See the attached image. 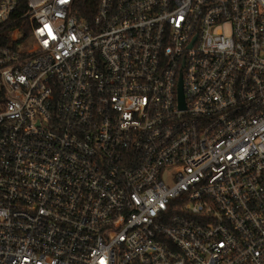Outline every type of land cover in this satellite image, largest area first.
Returning <instances> with one entry per match:
<instances>
[{
  "label": "built area",
  "instance_id": "built-area-1",
  "mask_svg": "<svg viewBox=\"0 0 264 264\" xmlns=\"http://www.w3.org/2000/svg\"><path fill=\"white\" fill-rule=\"evenodd\" d=\"M78 4L0 0V264H264V0Z\"/></svg>",
  "mask_w": 264,
  "mask_h": 264
},
{
  "label": "trees",
  "instance_id": "trees-1",
  "mask_svg": "<svg viewBox=\"0 0 264 264\" xmlns=\"http://www.w3.org/2000/svg\"><path fill=\"white\" fill-rule=\"evenodd\" d=\"M99 0H79L78 13L82 18L91 21L95 15Z\"/></svg>",
  "mask_w": 264,
  "mask_h": 264
},
{
  "label": "water",
  "instance_id": "water-1",
  "mask_svg": "<svg viewBox=\"0 0 264 264\" xmlns=\"http://www.w3.org/2000/svg\"><path fill=\"white\" fill-rule=\"evenodd\" d=\"M180 107L181 108H184L185 107V104H184V94H183V91H182V85L180 86Z\"/></svg>",
  "mask_w": 264,
  "mask_h": 264
}]
</instances>
